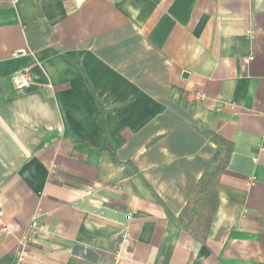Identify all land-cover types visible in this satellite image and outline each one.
Listing matches in <instances>:
<instances>
[{
    "label": "crops",
    "instance_id": "0c3cea01",
    "mask_svg": "<svg viewBox=\"0 0 264 264\" xmlns=\"http://www.w3.org/2000/svg\"><path fill=\"white\" fill-rule=\"evenodd\" d=\"M202 128L234 144L205 244L168 215ZM0 212V264H264V0H0Z\"/></svg>",
    "mask_w": 264,
    "mask_h": 264
},
{
    "label": "trees",
    "instance_id": "16d2710c",
    "mask_svg": "<svg viewBox=\"0 0 264 264\" xmlns=\"http://www.w3.org/2000/svg\"><path fill=\"white\" fill-rule=\"evenodd\" d=\"M97 121L108 140L104 108H101ZM200 132L215 144L216 151L181 214L177 217L171 213L168 215L176 221L181 229L189 232L195 240L205 244L210 224L219 205L217 183L220 175L230 167L234 144L214 131L202 128ZM156 141L154 140L151 144ZM110 154L112 159L118 162L115 147L111 148Z\"/></svg>",
    "mask_w": 264,
    "mask_h": 264
},
{
    "label": "built area",
    "instance_id": "2783aa9c",
    "mask_svg": "<svg viewBox=\"0 0 264 264\" xmlns=\"http://www.w3.org/2000/svg\"><path fill=\"white\" fill-rule=\"evenodd\" d=\"M249 60L244 61L243 69L247 68V64ZM11 83L16 92H23L26 88L31 86L34 83L33 76H32V69L25 68L21 71L15 72L11 76ZM0 216H2V212H0ZM38 228V223L34 220L31 224V229L35 230Z\"/></svg>",
    "mask_w": 264,
    "mask_h": 264
},
{
    "label": "water",
    "instance_id": "95a60500",
    "mask_svg": "<svg viewBox=\"0 0 264 264\" xmlns=\"http://www.w3.org/2000/svg\"><path fill=\"white\" fill-rule=\"evenodd\" d=\"M183 76H184V77H187V76H188V73H187V72H184V73H183Z\"/></svg>",
    "mask_w": 264,
    "mask_h": 264
}]
</instances>
